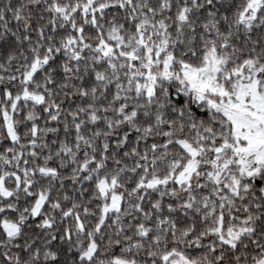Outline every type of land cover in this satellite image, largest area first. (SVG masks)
Returning <instances> with one entry per match:
<instances>
[{"label":"snow or ice","instance_id":"1","mask_svg":"<svg viewBox=\"0 0 264 264\" xmlns=\"http://www.w3.org/2000/svg\"><path fill=\"white\" fill-rule=\"evenodd\" d=\"M0 264H264V0H0Z\"/></svg>","mask_w":264,"mask_h":264}]
</instances>
